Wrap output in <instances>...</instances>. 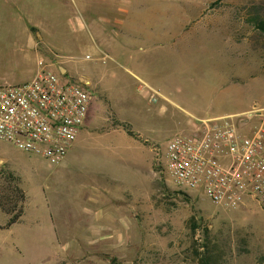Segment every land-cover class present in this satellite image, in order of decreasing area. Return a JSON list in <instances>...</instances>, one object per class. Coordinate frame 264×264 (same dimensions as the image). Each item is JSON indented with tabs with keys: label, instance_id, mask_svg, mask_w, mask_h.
Returning <instances> with one entry per match:
<instances>
[{
	"label": "rangeland",
	"instance_id": "obj_1",
	"mask_svg": "<svg viewBox=\"0 0 264 264\" xmlns=\"http://www.w3.org/2000/svg\"><path fill=\"white\" fill-rule=\"evenodd\" d=\"M48 14L59 17L50 18L49 42L66 76L90 82L86 125L60 182L56 165L0 140V185L13 175L32 201L45 187L49 197L60 190L73 216L97 217L72 225L77 235L87 229L80 244L101 246L96 229L108 245H123L115 264H200L207 249L216 264H264L263 209L253 202L219 207L165 174L168 139L197 119L233 115L242 134L258 123L248 111L264 103V32L257 27L264 0H49ZM17 228L0 229V264L5 254L29 264ZM129 228L143 238L128 242ZM73 233L53 235L48 245L69 251Z\"/></svg>",
	"mask_w": 264,
	"mask_h": 264
},
{
	"label": "built area",
	"instance_id": "obj_2",
	"mask_svg": "<svg viewBox=\"0 0 264 264\" xmlns=\"http://www.w3.org/2000/svg\"><path fill=\"white\" fill-rule=\"evenodd\" d=\"M33 77L0 84V140L59 164L75 140L90 103L88 79H73L49 49ZM158 93L152 91V100ZM258 123L242 134L233 115L199 118L167 141L166 178L181 190L198 191L225 209L248 202L264 210V103L249 111ZM248 112V113H249Z\"/></svg>",
	"mask_w": 264,
	"mask_h": 264
},
{
	"label": "crops",
	"instance_id": "obj_3",
	"mask_svg": "<svg viewBox=\"0 0 264 264\" xmlns=\"http://www.w3.org/2000/svg\"><path fill=\"white\" fill-rule=\"evenodd\" d=\"M48 12L49 0H0V84H16L31 79L37 68V60L39 58L46 60L50 58L49 49L51 47L49 38L51 37V31L49 30V21L50 18L58 20L59 17L58 14L49 16ZM7 16L9 17L8 21L6 20ZM64 68L66 67L64 66ZM85 125L84 118L77 136ZM77 136L69 150L76 145ZM69 154L67 152L63 160L56 165L57 182H60V175L64 169L75 161V157ZM52 190L55 196L51 195L49 197L47 187H45L44 195L34 201L30 199L28 194H25L26 201L21 218L9 225V227H18L15 237L18 245L16 247L28 258L29 264H40L47 256L56 258L49 264H115V257L123 256V245L116 243L108 245V238L101 236L100 230L97 232L96 229L94 234L97 235L98 233L97 239L101 241V246L91 250L88 246L85 247L80 244L78 235H85L87 229L76 230L83 231L77 235L72 225L82 223L93 225L97 223V217L88 218V222L73 216L66 204L62 203L63 197L60 194V190H54V188ZM79 194L85 193L79 192L75 195ZM96 194L98 192L95 191L91 196L94 201L98 200ZM72 205L77 207L73 203ZM112 207L114 206L110 202L109 208ZM57 224L64 226L62 230H58L55 227ZM4 226L6 225L0 224V229L4 228ZM65 226H70V228ZM68 230L74 232L71 236L73 243L69 251L58 254L57 250L53 251L48 245L50 237L56 235L57 238L65 232L67 234L71 233ZM128 232V242L143 238V234L139 229L133 230L129 228ZM82 247L85 248L83 249ZM0 249H4L2 243H0ZM66 253L69 254V259L65 261L64 256ZM13 258L12 254H10V257L6 260L5 254V264H17V260L15 257Z\"/></svg>",
	"mask_w": 264,
	"mask_h": 264
},
{
	"label": "trees",
	"instance_id": "obj_4",
	"mask_svg": "<svg viewBox=\"0 0 264 264\" xmlns=\"http://www.w3.org/2000/svg\"><path fill=\"white\" fill-rule=\"evenodd\" d=\"M257 27L264 32V20L257 22ZM8 183L4 186L0 185V210L7 214L6 226L17 222L24 210L26 196L21 187L18 185V180L13 175H8ZM184 193V191L179 190ZM213 253L206 250L203 257L200 258V264H216V259L213 258Z\"/></svg>",
	"mask_w": 264,
	"mask_h": 264
},
{
	"label": "water",
	"instance_id": "obj_5",
	"mask_svg": "<svg viewBox=\"0 0 264 264\" xmlns=\"http://www.w3.org/2000/svg\"><path fill=\"white\" fill-rule=\"evenodd\" d=\"M60 71L61 72H64L65 71V68L64 67L60 68ZM251 114H252L251 112L248 113V115H251Z\"/></svg>",
	"mask_w": 264,
	"mask_h": 264
}]
</instances>
